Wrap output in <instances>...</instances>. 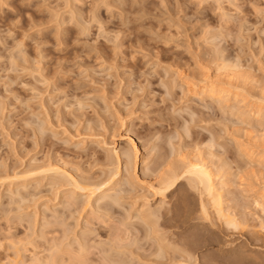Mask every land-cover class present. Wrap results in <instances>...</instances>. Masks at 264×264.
I'll return each instance as SVG.
<instances>
[{
	"label": "rangeland",
	"instance_id": "obj_1",
	"mask_svg": "<svg viewBox=\"0 0 264 264\" xmlns=\"http://www.w3.org/2000/svg\"><path fill=\"white\" fill-rule=\"evenodd\" d=\"M262 196L264 0H0V264H264Z\"/></svg>",
	"mask_w": 264,
	"mask_h": 264
},
{
	"label": "bare ground",
	"instance_id": "obj_2",
	"mask_svg": "<svg viewBox=\"0 0 264 264\" xmlns=\"http://www.w3.org/2000/svg\"><path fill=\"white\" fill-rule=\"evenodd\" d=\"M221 87V86H220ZM205 88V87H204ZM209 96H214L215 93L219 92L221 93L222 91L220 90H216L213 86L212 88H210L209 90ZM226 91V90H225ZM223 94V92L221 93ZM224 95V94H223ZM227 96V95H226ZM208 97V96H207ZM223 98V97H222ZM226 98V97H225ZM225 100V99H224ZM260 110V109H259ZM261 115V114H260ZM132 146H133V153H130V152H125V157H126V166H127V169H128V172L130 173L131 175V171L132 170H135L136 169V166H137V157H138V153H139V147L138 145L136 144L135 141L132 142ZM131 150V149H130ZM123 151V150H122ZM124 152V151H123ZM114 154L116 155L117 157V164H116V172H113L111 174L112 171H110L109 174L110 177L107 178L106 180H103L101 181L100 183H97L95 185H92V189H93V192L96 193V192H101L105 189H111L114 185H115V178L116 176L121 172V168H122V159H121V153H120V150H118L117 148H114ZM114 156V155H113ZM124 157V156H123ZM116 160V159H115ZM194 160V159H193ZM111 161V160H110ZM187 163H183L181 165L183 166H175L174 168H171V170L163 177V178H160L158 181H157V186L156 185H152V187L154 186V188H156L157 191L161 192L163 195H166V194H169V193H172L174 192L180 182L184 179V178H188V176H192V181L194 182V187L196 186L198 189H199V193H200V196L202 200L201 201V210L203 211V213H209L208 212V204L212 205L213 206V209H215L216 211V214H219L220 215V218L221 216L224 217H228V213L226 214L225 212V208H224V195H223V190L224 188H221V187H218L220 185L217 186V183L215 182V179H216V174H214V172L209 168V166H207L205 163H199L200 161H186ZM113 163V162H112ZM176 163V162H175ZM180 164V163H179ZM115 165V164H114ZM173 165V163H172ZM48 167V166H47ZM173 167V166H171ZM61 168V167H60ZM169 168V167H168ZM126 169V170H127ZM43 170V169H42ZM47 170H52L53 172L55 173H59L61 172L59 167L56 168L55 166H51L50 168H48ZM169 170V169H168ZM46 171V170H45ZM44 171V172H45ZM43 172V171H42ZM64 172V171H63ZM7 173V172H6ZM62 173V172H61ZM66 173V171L64 172ZM63 173V175H64ZM2 174V173H1ZM69 178H71V182L73 184H75V187L79 188L80 190H84V191H88V192H92V191H89V187L88 186H84L82 185L78 179L76 177H74L73 175L68 174ZM54 175V174H53ZM62 175V174H61ZM108 175V174H107ZM137 175V174H136ZM135 175V176H136ZM57 176V174H56ZM138 176V175H137ZM136 176V177H137ZM8 177V176H7ZM6 177V178H7ZM55 177V176H54ZM60 177H66V179H69L66 175L64 176H60ZM157 177V176H156ZM8 179H10L8 177ZM56 179V178H54ZM60 179V178H59ZM157 179V178H156ZM189 179V178H188ZM62 180V179H61ZM134 180V178H133ZM132 180V181H133ZM221 181V179H218ZM70 181V180H69ZM223 181V180H222ZM60 182V181H59ZM128 182V181H127ZM58 183V181H57ZM156 184V183H155ZM221 185H226L224 182H221ZM220 185V186H221ZM91 187V186H90ZM224 187V186H222ZM223 189V190H222ZM105 193V192H104ZM102 194V193H101ZM111 196V195H110ZM263 197V196H262ZM104 198V197H103ZM264 198V197H263ZM119 199V198H118ZM72 205V204H71ZM109 208L111 209H114V205L109 203L107 205ZM72 207V206H71ZM106 207V206H105ZM146 208V207H145ZM153 210V208H151ZM145 210V209H144ZM143 211V209H142ZM150 211V210H149ZM210 211V210H209ZM214 211V212H215ZM155 214L154 211H150L144 215L145 218H151V216H153ZM157 214V213H156ZM206 214V217H209L208 215ZM218 215V217H219ZM56 219V218H55ZM62 219V218H61ZM150 220V219H149ZM151 221V220H150ZM228 221H233V219L231 217H228ZM49 223V222H48ZM153 223V222H152ZM59 224V223H58ZM54 225V223H53ZM119 240V239H118ZM72 245V244H71ZM83 245V244H82ZM120 246V245H119ZM71 247V246H70ZM82 247V246H80ZM63 248V247H62ZM61 248V249H62ZM85 248V247H84ZM122 248V247H121ZM67 249V248H66ZM71 249V248H70ZM125 249V248H124ZM72 250V249H71ZM166 250V249H165ZM68 252V251H67ZM84 252V251H83ZM86 252V251H85ZM54 254V253H53ZM52 254V255H53ZM55 255V254H54ZM53 255V256H54ZM78 257V256H77ZM34 258V257H33ZM56 258V256H55ZM36 259V258H35ZM34 259V260H35ZM60 259V258H59ZM38 261V259H36ZM51 260H52V256H51ZM33 261V260H32ZM82 261V260H81ZM49 263V261H47ZM18 263V262H17ZM47 263V264H48ZM52 264H57V261L53 259L52 261ZM61 264V263H59Z\"/></svg>",
	"mask_w": 264,
	"mask_h": 264
}]
</instances>
